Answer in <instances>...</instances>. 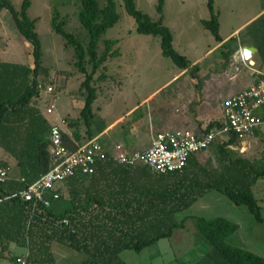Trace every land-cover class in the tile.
<instances>
[{
    "label": "trees",
    "instance_id": "obj_1",
    "mask_svg": "<svg viewBox=\"0 0 264 264\" xmlns=\"http://www.w3.org/2000/svg\"><path fill=\"white\" fill-rule=\"evenodd\" d=\"M126 13L142 35L160 38L161 54L182 71L197 69L172 45L173 35L162 21V0L156 10L159 19L153 21L136 7V0H122ZM78 20L86 31L85 42L63 29L58 16L52 18V30L61 36L64 45L75 53V65L84 75L79 95L84 104L76 119L69 118L62 141L69 151L98 134L106 127L93 111L97 90L94 75L105 69L104 63L119 55L113 47L117 40H104L98 53L101 36L119 20L113 0L100 8L97 0H79ZM209 19L202 26L219 44L223 65L241 46L257 49L264 66V12L249 23L245 37H230L223 42L219 35L218 14L214 0H206ZM31 0H22L16 10L10 0H0V9L10 14L17 33L31 46L32 65L0 62V148L16 163L18 176L0 182V263H15L17 255L9 251L11 244L26 249L27 264H54L51 244L64 246L82 257L76 264H126L120 257L124 251L140 253L157 241L170 238L176 228L183 227L176 215L188 209L205 193L216 190L231 203L244 205L255 221L264 224L253 186L264 177V161H250L232 149L238 143L234 136L227 141L214 140L203 152L212 158L200 161V152L191 156L178 171L153 173L144 165L126 166L98 158L90 175L75 174L66 179L44 202H26L18 194L45 173L50 164V121L37 105L42 70L40 39L36 19L28 16ZM87 66H90L88 71ZM191 66V67H190ZM45 72V71H44ZM105 74L98 76L101 80ZM221 118L209 123L200 133L218 127ZM84 126L85 133L80 132ZM264 143V139H261ZM0 168L8 170L0 160ZM195 228L210 250L196 264H264V258L242 248L229 245L226 239L238 230V224L222 217H195ZM66 264V263H64Z\"/></svg>",
    "mask_w": 264,
    "mask_h": 264
},
{
    "label": "rangeland",
    "instance_id": "obj_2",
    "mask_svg": "<svg viewBox=\"0 0 264 264\" xmlns=\"http://www.w3.org/2000/svg\"><path fill=\"white\" fill-rule=\"evenodd\" d=\"M10 1L19 10L22 0ZM97 2L102 8L106 0ZM113 2L119 20L99 39L98 53L101 54L104 49V40L114 39L118 43L113 49L117 48L119 55L110 57L104 63L105 69L100 68L93 77L97 90L93 111L107 122L116 117H125L129 109L156 91L148 103L140 104L135 109L131 120H124L121 125H117L118 132L129 130L128 123L136 120L137 131L142 130L146 135L161 130L167 121L173 123V128H185L190 121L193 122L192 126L201 122L198 124L200 126L203 121L197 120L206 111L212 114V121L219 120L225 99L253 83L252 68L261 69L257 55L253 59L255 64L251 65L247 61L244 63L235 60L233 56L236 51L231 56L230 63L223 65L220 50L216 47L217 42L201 24V20L209 19L206 0H162V21L173 35V48L191 66L197 64L198 67L193 72L191 68L182 71L169 58L164 57L161 54L160 38L137 33L135 21L126 13L123 1ZM135 2L137 9L146 13L153 21L159 19L160 15L156 10L158 0ZM79 9V0H31L28 9V16L37 20L36 32L41 45L42 70L45 71L39 73L38 81L43 85L51 84L56 90L55 96H42L37 100V105L44 109L46 101L53 99L56 112L63 116L68 114L73 117L71 119L79 116V112L72 108V101L74 97L80 96L78 91L84 75L75 65L73 49L65 47L61 36L52 30L51 21L54 16H58V21H63L66 32L85 42L87 33L79 23ZM214 9L218 14L220 37L224 38L236 30L232 36L240 39L246 35L245 27L264 12V0H214ZM255 15L258 16L239 29ZM0 62L32 65L31 46L17 33L10 14L5 9H0ZM235 64L238 65V70L234 69ZM87 69L90 71V66ZM101 74H105V78L99 80L98 76ZM176 75L178 76L175 77ZM168 81L170 82L165 85ZM199 106H202L200 112L196 111ZM80 132L85 133L83 125ZM133 140L139 147L145 143V138L141 135ZM231 148L250 161H264V143L261 140L241 139ZM6 156L0 148V159ZM207 158L213 160L209 152H203L199 156L202 162ZM9 162L7 166L10 177H17L13 159ZM253 193L260 213L264 216V177L253 186ZM195 217H222L238 224V230L226 242L264 258V224L257 223L246 206L234 205L224 194L211 190L176 215L177 222L184 220V225L176 228L170 238L161 239L157 246L140 253L124 251L121 259L126 264H196L210 248L195 228ZM51 250L54 264H76L82 257L81 253L55 243L51 244ZM9 251L17 256L26 255L25 248L14 244L10 245ZM0 264L13 262L6 259Z\"/></svg>",
    "mask_w": 264,
    "mask_h": 264
},
{
    "label": "built area",
    "instance_id": "obj_3",
    "mask_svg": "<svg viewBox=\"0 0 264 264\" xmlns=\"http://www.w3.org/2000/svg\"><path fill=\"white\" fill-rule=\"evenodd\" d=\"M245 63V61H243ZM254 82L225 99L221 108V124L206 133L191 129L158 131L151 134L148 147L142 151L129 152L121 144L108 148L100 136L80 144L69 151L62 141V131L67 129L65 118L50 121V164L48 170L37 180L19 192L26 202H44L47 196L58 197L54 190L75 174L90 175L98 158L107 157L120 165H144L153 173L181 170L188 159L206 150L216 139L227 141L234 136L238 140L264 139V68L253 69ZM38 100L42 96H55V87L39 81ZM56 110L53 99L46 101L44 115L52 116ZM8 178V170L0 168V182ZM14 264H27L26 256H17Z\"/></svg>",
    "mask_w": 264,
    "mask_h": 264
},
{
    "label": "crops",
    "instance_id": "obj_4",
    "mask_svg": "<svg viewBox=\"0 0 264 264\" xmlns=\"http://www.w3.org/2000/svg\"><path fill=\"white\" fill-rule=\"evenodd\" d=\"M261 12L262 11H260V13L259 14H261ZM258 15H255V16H253L251 19H249L247 22H245L242 26H240L239 27V29L240 28H242V27H244L248 22H250L251 20H253L255 17H257ZM235 32H236V30L235 31H233V32H231L229 35H227L226 37H224V38H221L222 40H223V42H225L226 40H228L230 37H232V35L233 34H235ZM172 43H173V41H172ZM217 46H219V44L217 43L216 44V47ZM238 47H241V45H239L238 44ZM255 55H257V52H255V53H253V55H252V62H253V64H255V61L253 60L254 59V57H255ZM257 57H258V55H257ZM259 59V58H258ZM196 61H198V60H196ZM196 61H194V62H196ZM259 61V63H260V60H258ZM30 65V64H29ZM261 69L262 68H264V66H262V65H260L259 66ZM238 65L237 64H235V66H234V69H237L238 70ZM253 73V72H252ZM179 75V74H178ZM178 75H176L175 77H177ZM175 77H173V78H175ZM172 78V79H173ZM171 79V80H172ZM170 80V81H171ZM254 80H255V75L253 76V82H254ZM170 81H168V82H166L165 83V85L166 84H168ZM249 85H247V86H245V87H243L242 89H244V88H246V87H248ZM241 89V90H242ZM241 90H239V91H241ZM238 91V92H239ZM155 92L156 91H154V92H152V93H150L149 95H147L146 97H144L137 105H134L131 109H129L128 111H127V113L125 114V117L124 116H120V117H116V118H114L112 121H109V122H107V121H104L105 122V125H106V127H105V129L100 133V134H98L99 136H100V141L105 145V146H107L108 148H112V146L114 145V144H116V143H118V144H121L125 149H127L129 152H135V151H142V150H145L147 147H148V145H149V142H150V137H151V134H153V133H150L149 135H146L142 130H139V131H137V129H136V123H137V120L136 121H134V123H128V126L130 127V129L129 130H126V132H124V133H121V132H118V130L116 129V127H117V125H121L120 123H122L124 120H129L130 118H131V116L133 115V113L135 112V109L140 105V104H142V105H144V104H146V103H148L150 100H151V98L153 97V95L155 94ZM236 94V93H235ZM74 97V96H73ZM38 100V99H37ZM83 104H84V100H83V97L82 96H78L77 98L76 97H74L73 98V101H72V108L73 109H75L77 112H80V110L82 109V107H83ZM199 108V110H196V111H198V112H200V110H202V106H199L198 107ZM41 110H42V112L44 113V109H42V108H40ZM72 109V110H73ZM194 112H195V110H194ZM193 112V113H194ZM204 112V111H203ZM212 114H210L208 111H206V113H204V115L202 116V117H200V118H198L199 120H197V121H203V123L200 125V126H198V124H200L201 122H197L196 123V125L195 126H192L193 124V122L192 121H190L188 124V126L187 127H185V128H173L172 127V124L173 123H171V122H165L162 126V129L161 130H159V131H166V130H177V129H191V130H193V131H201L202 129H204L209 123H211L212 122V120H211V116ZM75 117V116H74ZM101 117V116H100ZM46 118L49 120V121H55V120H57L58 118H73V117H71L70 115H60V114H58L57 112H56V110H55V112H54V114L52 115V116H46ZM103 120H105V118L104 117H101ZM131 120V119H130ZM214 121V120H213ZM195 123V122H194ZM67 130V129H66ZM158 132V131H157ZM128 134V135H127ZM126 135L128 136V138H126ZM142 136L143 138H145V143H143L140 147L137 145V143H135L134 142V138H138L139 136ZM144 135V136H143ZM134 142V143H133ZM7 155V154H6ZM10 159H13L12 157H10L9 155H7L6 157H4V158H2V159H0V160H3V161H5L6 163H9L10 164V162H9V160ZM13 161H14V165H15V163H16V161L13 159ZM160 242V240L159 241H157L156 243H154L153 245H151V246H149V247H146L145 249H151L152 247H155V246H157L158 245V243ZM10 248V247H9ZM144 250V249H143ZM142 250V251H143ZM141 251V252H142ZM51 252H52V250H51ZM123 253V252H122ZM121 253V254H122ZM121 254H120V257H121ZM72 255H74V254H72ZM53 256V255H52ZM80 259V258H79ZM79 260H77V262H78ZM64 263H66V264H70V263H68V262H64Z\"/></svg>",
    "mask_w": 264,
    "mask_h": 264
},
{
    "label": "water",
    "instance_id": "obj_5",
    "mask_svg": "<svg viewBox=\"0 0 264 264\" xmlns=\"http://www.w3.org/2000/svg\"><path fill=\"white\" fill-rule=\"evenodd\" d=\"M257 52V49L252 46H241L234 54L235 60L247 61L249 64H253L251 57L253 53Z\"/></svg>",
    "mask_w": 264,
    "mask_h": 264
},
{
    "label": "bare ground",
    "instance_id": "obj_6",
    "mask_svg": "<svg viewBox=\"0 0 264 264\" xmlns=\"http://www.w3.org/2000/svg\"><path fill=\"white\" fill-rule=\"evenodd\" d=\"M251 65H253V64H251Z\"/></svg>",
    "mask_w": 264,
    "mask_h": 264
}]
</instances>
